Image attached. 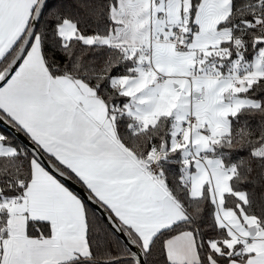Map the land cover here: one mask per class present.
<instances>
[{
    "label": "snow or ice",
    "instance_id": "obj_1",
    "mask_svg": "<svg viewBox=\"0 0 264 264\" xmlns=\"http://www.w3.org/2000/svg\"><path fill=\"white\" fill-rule=\"evenodd\" d=\"M0 264H264V0H0Z\"/></svg>",
    "mask_w": 264,
    "mask_h": 264
},
{
    "label": "water",
    "instance_id": "obj_2",
    "mask_svg": "<svg viewBox=\"0 0 264 264\" xmlns=\"http://www.w3.org/2000/svg\"><path fill=\"white\" fill-rule=\"evenodd\" d=\"M77 190H79V189H77Z\"/></svg>",
    "mask_w": 264,
    "mask_h": 264
}]
</instances>
